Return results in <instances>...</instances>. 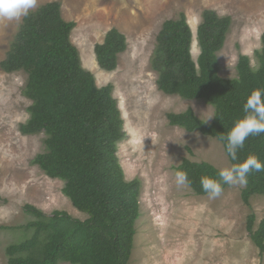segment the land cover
Segmentation results:
<instances>
[{
	"label": "trees",
	"instance_id": "1",
	"mask_svg": "<svg viewBox=\"0 0 264 264\" xmlns=\"http://www.w3.org/2000/svg\"><path fill=\"white\" fill-rule=\"evenodd\" d=\"M231 22L228 15L203 11L196 32L200 51L195 61L192 30L185 13L180 12L177 18L162 23L150 60L160 91L184 99H202L217 114L205 124L189 107L167 113L168 123L216 138L224 151L219 137L243 115L250 92L264 89V32L261 47L253 51L255 65L249 55L239 53L237 76L219 74L218 52ZM74 27V21L62 17L59 1L31 10L21 20L0 69L6 73L23 71L27 76L23 94L31 104L19 131L24 135L45 134V148L31 163L48 177L62 180L63 195L88 217L80 219L64 210L47 214L25 203L22 209L31 216L28 222L0 226L31 230L28 237L5 247L6 264H128L131 257L142 182L138 177L125 178L117 153L126 132L113 85L97 86L94 75L82 66L79 50L70 40ZM126 49L125 35L117 28L109 29L103 41L94 45L98 66L108 72L115 70L119 54ZM250 154L264 162V133L250 136L238 151V159ZM174 169L188 174L189 187L198 195H206L200 184L202 177L219 179V168L206 161L183 158ZM229 186L224 184L223 190ZM254 194L264 196V170L249 174L247 186L241 189L242 202L250 205ZM255 221L252 211L247 215L246 230L262 256L264 218L256 228Z\"/></svg>",
	"mask_w": 264,
	"mask_h": 264
},
{
	"label": "rangeland",
	"instance_id": "2",
	"mask_svg": "<svg viewBox=\"0 0 264 264\" xmlns=\"http://www.w3.org/2000/svg\"><path fill=\"white\" fill-rule=\"evenodd\" d=\"M51 1H59L62 17L75 22L70 40L79 50L82 66L94 75L97 86L113 85L124 120L126 135L118 143L117 155L125 178L138 177L142 182L140 216L128 264H264V253L260 256L246 230L250 212L256 215L255 228L264 218L263 195H252L250 205H245L239 185H230L215 199L176 185L174 166L183 158L206 161L219 169L230 162L216 138L168 123L169 112L190 107L198 116L207 105L213 107L202 99L160 91L158 75L150 65L162 23L180 12L191 26L196 61L197 27L203 11L211 9L232 19L218 52L219 74L236 77L239 53L249 55L255 65L253 51L261 47L264 32V0H38L35 9ZM20 23L0 20V61ZM113 27L125 35L127 49L119 54L116 69L108 72L98 66L94 45ZM26 77L23 71L0 69V226L28 222L31 216L22 209L25 203L47 214L64 210L85 219L87 214L63 195L64 182L31 163L45 148V134L19 131L31 104L23 94ZM30 234L31 230L0 228V264H6L5 247Z\"/></svg>",
	"mask_w": 264,
	"mask_h": 264
},
{
	"label": "clouds",
	"instance_id": "3",
	"mask_svg": "<svg viewBox=\"0 0 264 264\" xmlns=\"http://www.w3.org/2000/svg\"><path fill=\"white\" fill-rule=\"evenodd\" d=\"M38 0H0V20L16 22L19 24L27 17L31 10L37 7ZM199 120L209 123L217 118L215 109L199 111ZM264 133V89H254L246 98L243 105V115L237 118L226 135H221L226 154L233 163L219 169V179L213 177H202L200 184L202 190L209 199L219 197L223 191V185L247 186L248 176L253 171L264 170V162L256 155L250 154L244 159H238V151L244 147L245 141L250 136ZM175 182L178 187L191 186V181L185 171L175 173Z\"/></svg>",
	"mask_w": 264,
	"mask_h": 264
},
{
	"label": "bare ground",
	"instance_id": "4",
	"mask_svg": "<svg viewBox=\"0 0 264 264\" xmlns=\"http://www.w3.org/2000/svg\"><path fill=\"white\" fill-rule=\"evenodd\" d=\"M190 25V24H189ZM191 27V26H190ZM192 37H193V33H192ZM197 37V36H196ZM192 41H193V38H192ZM199 46V45H198ZM191 52H192V50H191Z\"/></svg>",
	"mask_w": 264,
	"mask_h": 264
}]
</instances>
